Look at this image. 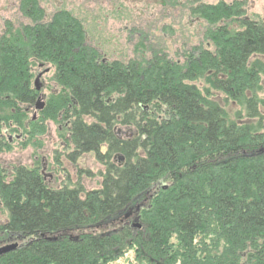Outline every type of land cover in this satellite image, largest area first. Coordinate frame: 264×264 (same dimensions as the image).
I'll return each instance as SVG.
<instances>
[{
    "label": "trees",
    "instance_id": "obj_1",
    "mask_svg": "<svg viewBox=\"0 0 264 264\" xmlns=\"http://www.w3.org/2000/svg\"><path fill=\"white\" fill-rule=\"evenodd\" d=\"M31 1L22 0L24 10ZM235 6L202 7L205 22L225 25L209 31L212 47L185 50L182 61L153 49L108 61L67 10L53 18L25 10L30 22L7 23L0 154L35 103L32 64L50 63L59 91L44 103L42 120L64 122L72 159L94 153L105 170L100 188L86 191L53 188L38 168L22 165L7 179L0 164L8 214L0 246L24 240L0 264H111L131 250L146 264H264V97L255 92L264 75V22ZM200 77L209 87L194 84ZM212 91L243 106L245 120L230 119ZM120 126L134 136L119 135Z\"/></svg>",
    "mask_w": 264,
    "mask_h": 264
},
{
    "label": "rangeland",
    "instance_id": "obj_2",
    "mask_svg": "<svg viewBox=\"0 0 264 264\" xmlns=\"http://www.w3.org/2000/svg\"><path fill=\"white\" fill-rule=\"evenodd\" d=\"M221 1L234 9L235 4L240 5V9L236 10L238 13L243 12L240 16L244 18L264 22V0H35L29 2L25 10L33 13L38 9L49 18L61 11H70L83 21L88 45L96 48L108 61L114 58H137L139 52L149 53V49L173 61H182L185 50H192L195 46H213L208 38L209 31L224 26L225 19L208 23L204 21L200 11L203 6L216 5ZM25 10L22 0H0V36L8 22L19 27L31 21L32 17L26 18ZM235 19L231 15L227 20L234 22ZM40 64L33 63L31 66V87L37 96L35 103L25 106V129L8 133L10 148L0 154V164L6 171L7 179H10L13 167L22 165L38 168L47 184L56 189L78 185L86 191L99 189L101 173L105 168L96 160L95 154H82L73 160L75 147L67 134L65 123L42 120L41 111L36 109L38 102L47 104L50 95L56 90L59 91L54 67L50 63H44L43 66ZM194 84L201 89L209 87L205 77H200ZM37 85L40 91L36 89ZM260 85L261 89L256 88L255 92L263 98L264 75ZM212 94L226 109L230 119L238 122L245 120L243 106L225 102L224 96L215 91ZM31 121L38 122L36 131L30 125ZM119 129V135L124 137L135 134L132 127L120 126ZM121 161L119 157L115 159L116 163ZM141 203L139 209L144 204ZM7 216L0 201V223H5ZM134 223L138 224L140 221ZM21 241L18 240L19 243ZM10 242L8 243H15ZM111 264L146 263L138 262L131 250Z\"/></svg>",
    "mask_w": 264,
    "mask_h": 264
},
{
    "label": "water",
    "instance_id": "obj_3",
    "mask_svg": "<svg viewBox=\"0 0 264 264\" xmlns=\"http://www.w3.org/2000/svg\"><path fill=\"white\" fill-rule=\"evenodd\" d=\"M36 89L40 90V87L37 85ZM43 107H44V103H40V102L36 106V108L39 109V110L43 109ZM120 159L122 160L123 157H120ZM17 247H18V243H13V244H8V245H5V246H2V247H0V255L4 254L6 252H9V251H11V250H13V249H15Z\"/></svg>",
    "mask_w": 264,
    "mask_h": 264
}]
</instances>
